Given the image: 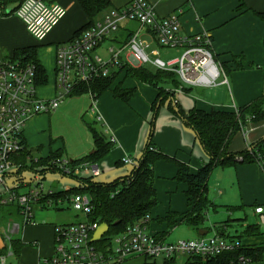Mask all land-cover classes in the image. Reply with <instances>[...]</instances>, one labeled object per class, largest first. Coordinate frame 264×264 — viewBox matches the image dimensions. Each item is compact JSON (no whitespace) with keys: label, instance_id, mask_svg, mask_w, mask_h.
<instances>
[{"label":"crops","instance_id":"obj_1","mask_svg":"<svg viewBox=\"0 0 264 264\" xmlns=\"http://www.w3.org/2000/svg\"><path fill=\"white\" fill-rule=\"evenodd\" d=\"M49 1L63 6L66 15L44 41L37 42L27 33L14 12L9 10L15 5V1L0 0V63L10 59L15 51L36 47L37 59L52 86L50 89L46 87L41 90L37 87L36 93L42 99H53L56 96L54 71L56 47L76 39L96 23H103L113 11L125 7L133 0H107L109 3L107 9L96 15L93 18L94 24L89 27L87 25L90 20L78 0ZM143 1L154 8L159 19L176 16L181 25V35L207 34L211 40L213 59L222 68V75L212 87L185 86L191 89H184L182 84L178 88L163 84L162 89H156L137 78L121 73L117 78L115 77L110 88L95 101L90 94H84L88 99H79L75 104L81 106V111L92 119L91 122L101 125L102 131L97 132L105 137L112 149L95 165H84L82 171L77 168L74 174L79 177L91 175L113 177L110 182H100L103 184L122 179L131 169L122 164L123 159L129 157L135 166L141 160L147 144L150 143L153 149L151 151L165 158L156 160L152 167V185L157 204L148 215L149 223L153 219L166 221V218L173 214L178 217L174 225L166 224V226L174 228L184 223L179 216L189 211L187 186L178 179L177 163L185 165L190 173L195 174L209 160L194 131L174 114V106L178 105L186 113L193 109L205 113L213 111L235 113L238 108H245L254 103H260L264 108V23L255 14V12L264 13V0ZM140 28L136 22H122L117 32L111 33L94 54L106 58L108 47L125 44ZM140 34L143 40L147 39L157 49L163 50L153 42L149 31L141 29ZM164 53L167 54V51ZM121 57L124 62H128L129 68H140L131 62L130 55L123 57L121 54ZM141 67L145 68V66ZM118 85L121 91L133 90L127 102L114 95L113 91ZM253 119L249 117L232 135L227 145V152L239 155L247 149L250 150V147L260 144L258 148L264 153V120ZM24 140L29 149L30 140L26 139V135ZM56 150L64 151V148L59 147ZM93 151L94 146L93 150L86 148L80 156L69 161L79 160ZM262 159L261 165L258 161H238L225 167L215 166L207 183L206 197L211 207H219L235 214L243 213V219L239 217L231 220L240 222L241 227L247 229L243 236L247 240L242 241L239 235L236 239L244 249L264 248V235L260 232V226L247 223L245 216L247 210L253 209L254 213L256 205L264 204V158ZM96 172L97 174H94ZM95 177L94 181L99 182ZM75 219L79 221L81 217L76 216ZM55 226L54 224L22 226V232L26 236L24 239L19 238L22 246L19 257L17 256V259H20L18 263L36 264L40 257L50 256L53 250ZM226 227L227 221L222 229ZM148 228L149 224L147 230ZM158 231L152 234L165 240V231ZM195 231L197 234L198 230ZM219 232L221 233V230L215 234L225 239L224 231L223 234ZM231 239L230 242L236 241ZM263 257L264 255L261 260Z\"/></svg>","mask_w":264,"mask_h":264},{"label":"built area","instance_id":"obj_2","mask_svg":"<svg viewBox=\"0 0 264 264\" xmlns=\"http://www.w3.org/2000/svg\"><path fill=\"white\" fill-rule=\"evenodd\" d=\"M14 15L34 40L42 42L65 17L66 9L58 3L47 4L43 0H19ZM124 21L136 22L141 28L125 44L108 47L106 58L94 54ZM141 29L149 31L157 47L165 51L177 50L179 56L165 63L160 60L157 51L151 53L152 58L146 55L144 50L149 44L142 39ZM180 33L181 25L176 16L159 19L147 2L131 1L125 7L113 11L103 23H96L76 39L56 47V96L53 99H42L37 95L36 72L32 64L8 60L0 63V187L7 193L6 198L0 199V205L17 203L23 227L36 225L33 219L36 208L44 210L57 207L51 199L53 192L44 191L42 184L35 182L38 174L28 182L17 174L20 166L15 164L13 158L24 150L23 130L27 121L56 111L66 98L71 97L76 87L90 85L110 77L115 70L127 67L128 62H124L121 57L124 51L129 53L131 62L139 67L150 64L155 69L175 73L184 87L214 86L223 70L213 59L209 36H183ZM235 160L242 161V157H236ZM122 162L130 168L134 167L129 157H125ZM67 164L68 160L64 156L56 162L64 174L70 173ZM32 183L35 185L28 192H18ZM69 201L81 220L56 225L52 254L40 257L36 264H126L140 258L151 260L143 264H157L155 260L158 258L161 259L160 264H253L250 256L239 252L244 249L239 242H227L217 234L166 242L148 232V215L129 224L116 235L107 237L106 234L97 242H92L100 225L87 220L93 213L90 197L77 194ZM254 214L257 221L264 224V204L255 206ZM1 228L0 264H10L7 263V256H14L9 245L11 237ZM8 229H11L9 233L17 234L20 226L13 224ZM3 248L6 251H2Z\"/></svg>","mask_w":264,"mask_h":264},{"label":"trees","instance_id":"obj_3","mask_svg":"<svg viewBox=\"0 0 264 264\" xmlns=\"http://www.w3.org/2000/svg\"><path fill=\"white\" fill-rule=\"evenodd\" d=\"M14 1L15 4H19V0ZM43 1L46 3L48 1L47 4L55 3H51L49 0ZM78 2L90 20L87 27L92 26L94 24L93 18L105 11L109 5L107 0H78ZM255 14L264 23V13L255 12ZM7 60L32 64L36 72L35 86L41 87L47 84V75L37 59L36 47L15 51L13 56ZM121 73H125L128 77L137 78L139 81L156 89H162L163 87H161V85L163 84L172 85L175 88L181 86V82L173 72L156 70V72L152 74L143 67L129 68L127 66L118 69V71L113 73L110 77L97 80L90 85L76 87L71 97L91 94L95 101L102 93L110 88L115 77L117 78ZM183 88L191 89L184 86ZM113 93L116 98L123 102H127L132 96L133 90L121 91L118 85ZM173 112L187 127L194 131L196 138L200 141L209 158L208 162L195 174L190 173L185 165L177 163L178 179L187 186L186 197L189 207V211L180 215L179 217L181 218L179 219L192 229L199 230L203 226L206 208L211 206L207 200L206 191L212 168L215 166L225 167L229 164H235L238 162L235 160L238 156L242 157L241 162L258 161L260 165L262 164L264 153L258 148L260 144L250 147V150L247 149L239 153V155L227 152V145L232 135L245 124L249 117L254 118L253 120H264V108L261 107L260 103H254L245 108H238L235 113L224 111L205 113L195 109L186 113L182 111L178 105H175ZM90 131L92 133L94 151L79 160L72 162L68 161L66 167L70 170L69 174H64L56 166V162L63 158L64 151H49L47 156L33 160L25 140L23 141V152L17 157H14L13 160L16 165L20 166L17 170V174L22 177H24V173L32 172L35 175L38 174L41 176L43 180L46 175L51 172L75 179L77 187L67 191L53 193L51 199L55 206H57L54 210H62L58 208V206L62 205L64 202L69 204L70 198L74 195H89L93 206V213L87 217V220L98 222L99 225H107L109 227L107 233L108 237L122 232L129 224L143 219L145 216L149 215L152 208L156 206V195L152 185V167L156 160L165 157L153 153L150 150L151 144L148 143L141 160L131 168L129 173L122 179L103 184L95 182V176L92 175L89 177H79L74 174L75 169L80 168L82 171L84 165H95L112 149L111 144L106 142L103 135L92 128ZM29 161L30 168H27L26 165ZM12 218H14L12 214H6L4 216L0 212V223ZM177 218L178 217L173 214L169 215L168 218H166V224L168 226H173ZM117 221L119 224L114 226L113 224ZM245 232H247V229ZM221 233L223 234V229ZM9 245L13 255L19 257L22 246L21 241L19 239H11ZM263 249H240L239 252L250 256L252 261L256 262L262 259L264 255Z\"/></svg>","mask_w":264,"mask_h":264},{"label":"rangeland","instance_id":"obj_4","mask_svg":"<svg viewBox=\"0 0 264 264\" xmlns=\"http://www.w3.org/2000/svg\"><path fill=\"white\" fill-rule=\"evenodd\" d=\"M144 41L149 44V46L144 50L145 54L151 58V53L153 51H157L160 60L165 63L179 56V51L177 50H168L166 54L164 53L166 51L157 49L156 46L150 44L147 39ZM128 55L129 54L127 51H124L122 53L123 57H127ZM145 68L152 74L156 72V70L153 69L150 64H147ZM50 84L51 82L49 80L47 86L39 87L38 90L46 87L47 89H50V87H52ZM79 99H88V96L84 95L82 97L66 98L63 104L60 105V108L56 111L51 112L50 114L36 116L27 121L26 126L23 130V136L25 138L26 135V139L30 140L29 149L31 150L30 152L33 160L45 157L50 149L54 152L59 147L64 148L63 156L64 159L68 161L77 158L76 156H80V153L83 152V150H85L86 148H92L93 150L94 145L90 129L92 128L98 132H101L102 128L99 123L91 122L92 119L89 118L87 114H85V112L81 111V106L79 104H75ZM70 105L73 106L71 108H67V106ZM26 167L30 168V161L27 163ZM33 176H35V174L32 172L24 173V178L27 182L29 180H32L34 178ZM95 180L99 182H110L111 180H113V177H95ZM35 182L42 184L44 191H51L53 193L67 191L77 187V182L75 181V179L51 172L48 173L43 180L41 179V176H39L38 180H35ZM34 185L35 184L32 183L30 186L20 188L19 191L20 193H26L30 189H32ZM6 197V191L3 187H0V199H4ZM60 206H62V210L60 211L54 209L38 210L36 208L33 213V219L36 225L54 224L58 226L66 223L69 224L77 222L75 217L79 215L71 208V206L67 202H64ZM0 210V212L4 216L6 214H12L14 216V218L0 223V227L7 231L11 239H19L21 237H23L24 239L26 235L22 232V220L21 216L19 215V208L17 203L13 202L6 205H0ZM245 216L247 223L258 224L260 226V232H262V235H264V224L259 223L257 221V217H254L253 209L247 210V212H245ZM239 217L243 219V213L235 214L219 207L213 208L209 206L206 208V211L204 213L202 229L208 231L206 235L207 237H212L217 231L222 230V226L227 221V227L223 229L225 234V241L229 242L230 240H232L231 238L236 240L238 239V235L241 237L240 239L244 241V239H246L245 237H243L246 234L244 228L241 227L240 222L231 220L232 218ZM13 224H18L20 226L21 233H9L11 229L7 230V228L9 226L12 227ZM157 230H159L158 232L165 231L166 242H177L198 238L196 231L187 226V224L183 223L177 225L174 228H168L166 226V221H164L163 219L150 220L148 232L152 234L156 233ZM112 244L114 245V240L112 241ZM4 250L6 251V248H3L2 251ZM18 260L20 261V259H17L15 255L7 256V263L18 264ZM150 261V259L140 258L138 260L129 261L126 264H143ZM155 261L157 264L161 263L160 258L156 259ZM253 264H264V257L263 260L253 262Z\"/></svg>","mask_w":264,"mask_h":264},{"label":"water","instance_id":"obj_5","mask_svg":"<svg viewBox=\"0 0 264 264\" xmlns=\"http://www.w3.org/2000/svg\"><path fill=\"white\" fill-rule=\"evenodd\" d=\"M18 7V4H15L11 9V11H15V9ZM97 168V167H95ZM119 222H115L113 225L116 226L118 225ZM108 230H109V227L105 224H101L98 229L96 230V232L94 233L93 235V238H92V242H97L98 240H100L104 235H106L108 233ZM207 234V231L204 230V229H199L198 232H197V235L198 236H205Z\"/></svg>","mask_w":264,"mask_h":264}]
</instances>
